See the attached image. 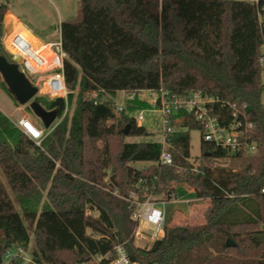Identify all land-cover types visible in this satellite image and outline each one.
<instances>
[{"label": "trees", "instance_id": "16d2710c", "mask_svg": "<svg viewBox=\"0 0 264 264\" xmlns=\"http://www.w3.org/2000/svg\"><path fill=\"white\" fill-rule=\"evenodd\" d=\"M78 3L76 19L59 25L68 93L46 108H57L58 119L66 108L65 116L37 146L0 113V264H22L17 253L3 258L28 250L29 230L33 264H109L118 246L139 264H264V1ZM6 10L0 4V54L10 62L1 45ZM0 88L10 95L2 81ZM122 92L134 97L130 113L158 108L140 93L200 92L222 126L252 124L256 149L231 154L207 143L194 115L179 112L181 128L166 137L172 163L162 165L159 142L126 141L153 134L116 112L107 98ZM193 130L201 133L198 163ZM180 188L209 202L203 223L164 218L161 238L149 250L136 247L142 203L167 205Z\"/></svg>", "mask_w": 264, "mask_h": 264}, {"label": "built area", "instance_id": "2783aa9c", "mask_svg": "<svg viewBox=\"0 0 264 264\" xmlns=\"http://www.w3.org/2000/svg\"><path fill=\"white\" fill-rule=\"evenodd\" d=\"M246 1L257 5L264 0H238ZM2 48L10 58V62L16 63L17 59L19 69L29 78H35L34 86L43 85V94L50 100L60 98L65 100L67 90L63 79V62L67 59L61 44L60 37L47 45H38L32 42L28 37L21 33L14 32L5 35L2 41ZM264 62V56L260 59ZM30 81V79H29ZM31 82V81H30ZM32 84V83H31ZM148 102L159 101L158 109L162 115L160 133L161 139V155L159 163L169 166L172 163V156L166 144V137L179 130L182 125L175 126L176 120L182 121L179 112L193 114L195 121L202 124L203 139L207 143H213L216 147L229 151L231 154L240 152L251 154L254 152L255 145L249 142V134L252 131V124L240 120L233 121L227 127L222 126L218 120L209 115L206 106L213 102L212 98L203 97L200 92H192L186 98H166V94L145 92ZM133 95L126 94L127 102L133 101ZM151 101V102H150ZM66 108L62 117L66 114ZM124 108L116 107V112H122ZM61 117V119H62ZM61 119H56L53 124L44 129L42 124H35L26 116H21L16 122H12L14 126L27 136L35 145L40 146L42 141L49 135L53 129L59 124ZM135 124L140 126L144 121L141 111L134 118ZM264 193V190L262 191ZM165 202L158 204L146 201L142 203L137 214L136 220L139 225L147 222L154 226V232L151 234L153 240L160 239L161 230L165 222ZM116 258L109 264H139L132 262L123 250L118 246L115 248Z\"/></svg>", "mask_w": 264, "mask_h": 264}, {"label": "rangeland", "instance_id": "374dc122", "mask_svg": "<svg viewBox=\"0 0 264 264\" xmlns=\"http://www.w3.org/2000/svg\"><path fill=\"white\" fill-rule=\"evenodd\" d=\"M0 4H5L7 9L11 12L12 15L20 16L21 18H25L26 24L27 17L30 18V24L33 26H46L45 35L50 36L53 39L59 37V31L57 29L58 22V14L55 12V8L59 10L61 13V18L63 20H74L78 16V0H50L46 1H37V0H0ZM27 16V17H24ZM25 24V23H24ZM29 26V25H28ZM51 27V28H48ZM44 35V34H42ZM5 34H3L1 38L4 40ZM262 54L264 56V46L261 49ZM10 59V58H9ZM261 82L264 85V62L261 64V74H260ZM31 83H35V78H29ZM1 81V79H0ZM44 88L42 84L38 85V92L35 96L39 104L46 109L50 106L52 101L43 94ZM261 104L264 108V90L261 93ZM96 95L92 94V97ZM105 98V97H104ZM139 100L145 99L148 101L146 93H140L138 95ZM109 101L113 104L114 107H122L126 114L132 118H136L138 112L141 111L142 116H144V121L141 126H143L148 133L153 134L150 138H134L129 137L127 142H135L139 143L141 141L151 140L156 143L161 142V122L162 115L159 109H140L134 112H127V106L129 103L126 99L125 93H117L114 97H108ZM151 102V101H150ZM152 107L155 106L154 102L149 103ZM29 106H22L14 101L11 95H9L6 91L0 88V113L4 114L7 119L11 122H16L18 118L21 116H26L31 119V121L35 124H40L38 118H34L32 113L28 112ZM182 124V121L175 122V126L178 128V125ZM179 129V128H178ZM190 156L191 162L194 161L196 163L199 162L200 155V141H201V133L197 130H193L190 132ZM244 162V160L242 161ZM135 167H141L140 164H135ZM228 166V163L225 164ZM175 203H169L165 206V219L170 220V225H189L195 226V224L203 223V215L209 206V202L205 200H194V196L190 190L187 188H180L177 191V195L175 198ZM164 225V224H163ZM154 226L143 222L139 225L135 235H134V245L140 249L149 250L153 244L157 240H153L151 238V234L154 232ZM161 236V234H160ZM159 240V239H158ZM29 247L26 252H19L17 250L8 251L7 255L4 256V261L7 263L9 258L17 253V258L21 259L22 264H33L32 258L30 257L31 250L35 247V241L33 240L32 230H29Z\"/></svg>", "mask_w": 264, "mask_h": 264}, {"label": "water", "instance_id": "95a60500", "mask_svg": "<svg viewBox=\"0 0 264 264\" xmlns=\"http://www.w3.org/2000/svg\"><path fill=\"white\" fill-rule=\"evenodd\" d=\"M18 62V59L16 63L9 62L5 56L0 54V79L6 85L14 101L22 106L28 105L33 117L39 119L44 129H48L57 119L58 109L47 111L35 100L38 88L31 84L19 69ZM225 246L231 248L235 244L227 240Z\"/></svg>", "mask_w": 264, "mask_h": 264}, {"label": "crops", "instance_id": "0c3cea01", "mask_svg": "<svg viewBox=\"0 0 264 264\" xmlns=\"http://www.w3.org/2000/svg\"><path fill=\"white\" fill-rule=\"evenodd\" d=\"M37 1H50V0H37ZM55 12L58 14V24H57V29L59 31V25L60 23H62L63 21H66V20H63V18H61V13L59 12V10L57 8H55ZM24 17H27V16H24ZM26 21L25 18H21L20 16H15V15H12L11 12L7 9L5 14H4V18H3V22H2V30H3V34L7 35V34H10V33H21L22 35L28 37L32 42L38 44V45H47V44H50L52 41H55L56 39H58L60 37V31H59V37H57L56 39H53L50 36H47L45 35V29H46V26H32L30 24V18L27 17V23H29L28 25L26 24ZM25 23V24H24ZM48 28H51L48 26ZM44 34V35H42ZM143 101H146L148 102L147 100L145 99H141ZM149 103V102H148ZM172 203H175V201H172Z\"/></svg>", "mask_w": 264, "mask_h": 264}]
</instances>
